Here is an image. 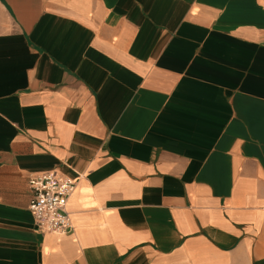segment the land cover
<instances>
[{"label":"crops","instance_id":"0c3cea01","mask_svg":"<svg viewBox=\"0 0 264 264\" xmlns=\"http://www.w3.org/2000/svg\"><path fill=\"white\" fill-rule=\"evenodd\" d=\"M0 264H264V0H0Z\"/></svg>","mask_w":264,"mask_h":264},{"label":"built area","instance_id":"2783aa9c","mask_svg":"<svg viewBox=\"0 0 264 264\" xmlns=\"http://www.w3.org/2000/svg\"><path fill=\"white\" fill-rule=\"evenodd\" d=\"M32 198L29 209L43 233H68L73 224L68 201L77 181L55 171L43 172L29 178Z\"/></svg>","mask_w":264,"mask_h":264}]
</instances>
